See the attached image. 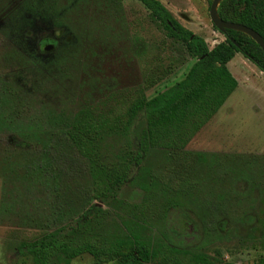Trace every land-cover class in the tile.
<instances>
[{
  "label": "rangeland",
  "instance_id": "374dc122",
  "mask_svg": "<svg viewBox=\"0 0 264 264\" xmlns=\"http://www.w3.org/2000/svg\"><path fill=\"white\" fill-rule=\"evenodd\" d=\"M160 1L210 47L225 40L210 17L213 0ZM45 39L52 41L49 50L40 43ZM194 60L139 0H0V264H34L19 252V243L83 212L92 188L90 169L60 141L73 117L84 107L102 111L142 88L150 98L181 80ZM229 68L238 88L186 147L208 157L189 171V179L198 181L196 191L179 200L176 214L189 215L199 226L188 219L166 239L160 214L172 197L161 193L149 212V227L156 240L176 247L228 263L259 264L264 75L242 53ZM101 148L109 163L137 145L130 134L113 131ZM168 163L162 150L153 149L143 165L162 172ZM139 175L134 167L117 199L93 200L105 211L102 232L124 229L123 219L132 217L125 203L143 201ZM209 203L215 205L207 214L202 207ZM70 264L104 263L84 254Z\"/></svg>",
  "mask_w": 264,
  "mask_h": 264
},
{
  "label": "trees",
  "instance_id": "16d2710c",
  "mask_svg": "<svg viewBox=\"0 0 264 264\" xmlns=\"http://www.w3.org/2000/svg\"><path fill=\"white\" fill-rule=\"evenodd\" d=\"M139 1L186 45L194 63L181 80L150 98L142 88L102 111L84 107L73 117L60 141L87 161L92 188L76 219L19 243V252L30 256L34 264H70L84 254L104 264H234L201 250L156 240L149 227V212L163 193L172 197L160 214L163 235L168 239L170 233L185 227L190 217L176 214L179 200L194 194L198 181L189 179V171L208 157L207 152L186 147L237 89L239 82L228 63L242 53L264 72V51L251 35L236 29H227L225 40L210 48L204 37L182 25L160 0ZM218 14L223 20L255 30L264 40V0H222ZM113 131L130 134L137 148L108 163L101 144L105 134ZM153 149L162 150L168 158L165 171L156 172L143 165ZM134 167L140 172L137 181L145 191L143 201L125 203L132 217L123 219L124 229L120 227L113 234L102 232L105 211L93 200L117 199ZM214 205L209 203L202 209L212 212ZM190 221L197 227L200 224L196 219ZM259 264H264V258Z\"/></svg>",
  "mask_w": 264,
  "mask_h": 264
},
{
  "label": "water",
  "instance_id": "95a60500",
  "mask_svg": "<svg viewBox=\"0 0 264 264\" xmlns=\"http://www.w3.org/2000/svg\"><path fill=\"white\" fill-rule=\"evenodd\" d=\"M222 0H213L210 6V17L211 20L214 24V26L221 31L222 33H226L227 29H236V30H240L243 31L249 35L252 36V38L260 45V47L262 48V50L264 51V40L262 39V37L259 35V33H257L255 30L242 25V24H237V23H233L230 21H226L220 18L219 14H218V7L220 5ZM52 46H47L46 50H49Z\"/></svg>",
  "mask_w": 264,
  "mask_h": 264
},
{
  "label": "crops",
  "instance_id": "0c3cea01",
  "mask_svg": "<svg viewBox=\"0 0 264 264\" xmlns=\"http://www.w3.org/2000/svg\"><path fill=\"white\" fill-rule=\"evenodd\" d=\"M210 48H212V47H210ZM237 54H238V53H237ZM237 54H236V55H237ZM235 57H236V56H235ZM235 57H234V58H235ZM231 61H232V60H231ZM231 61H230V62H231ZM230 62L228 63V67H229ZM229 69H230V68H229ZM260 73L264 75V72H263V71L260 72ZM232 74H233V73H232ZM238 82H239V81H238ZM238 86H239V85H238ZM237 88H238V87H237ZM235 91H236V90H235ZM235 91H234V92H235ZM234 92H233V93H234ZM230 97H231V96H230ZM230 97H229V98H230ZM229 98H228V100L225 102V104L221 107V109H222V108L224 109V107L226 106V104H227L228 101L230 100ZM221 109H220V110H221ZM220 110H219V111H220ZM219 111L217 112V114L219 113ZM211 120H212V119H211ZM187 146H188V145H187Z\"/></svg>",
  "mask_w": 264,
  "mask_h": 264
},
{
  "label": "flooded vegetation",
  "instance_id": "af4514ba",
  "mask_svg": "<svg viewBox=\"0 0 264 264\" xmlns=\"http://www.w3.org/2000/svg\"><path fill=\"white\" fill-rule=\"evenodd\" d=\"M42 42H44L43 44L45 45L44 49L46 50V47L47 46H52V41H50L49 39H45V40H42L40 43L42 44Z\"/></svg>",
  "mask_w": 264,
  "mask_h": 264
}]
</instances>
